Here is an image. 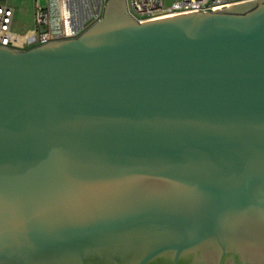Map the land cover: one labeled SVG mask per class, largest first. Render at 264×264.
Segmentation results:
<instances>
[{"label":"water","instance_id":"obj_1","mask_svg":"<svg viewBox=\"0 0 264 264\" xmlns=\"http://www.w3.org/2000/svg\"><path fill=\"white\" fill-rule=\"evenodd\" d=\"M0 264H264V0L0 46Z\"/></svg>","mask_w":264,"mask_h":264},{"label":"built area","instance_id":"obj_2","mask_svg":"<svg viewBox=\"0 0 264 264\" xmlns=\"http://www.w3.org/2000/svg\"><path fill=\"white\" fill-rule=\"evenodd\" d=\"M105 0H33V29L25 35L11 31L14 9L0 0V46L31 48L73 39L100 19ZM128 13L137 21L189 11H205L247 0H125ZM32 39V45L28 40Z\"/></svg>","mask_w":264,"mask_h":264},{"label":"rangeland","instance_id":"obj_3","mask_svg":"<svg viewBox=\"0 0 264 264\" xmlns=\"http://www.w3.org/2000/svg\"><path fill=\"white\" fill-rule=\"evenodd\" d=\"M1 1H5L10 7L14 9V17L11 27L12 33H14L15 35H25L29 33L34 27L33 0H1ZM173 1L175 0H164V3L166 5H170ZM28 42H29L28 45H32V39L28 40Z\"/></svg>","mask_w":264,"mask_h":264},{"label":"clouds","instance_id":"obj_4","mask_svg":"<svg viewBox=\"0 0 264 264\" xmlns=\"http://www.w3.org/2000/svg\"><path fill=\"white\" fill-rule=\"evenodd\" d=\"M32 48V47H31ZM26 49V48H25ZM25 49H23V50H25ZM27 49H29V48H27Z\"/></svg>","mask_w":264,"mask_h":264},{"label":"crops","instance_id":"obj_5","mask_svg":"<svg viewBox=\"0 0 264 264\" xmlns=\"http://www.w3.org/2000/svg\"><path fill=\"white\" fill-rule=\"evenodd\" d=\"M28 34V33H27Z\"/></svg>","mask_w":264,"mask_h":264}]
</instances>
